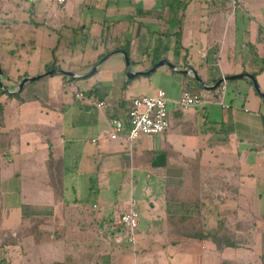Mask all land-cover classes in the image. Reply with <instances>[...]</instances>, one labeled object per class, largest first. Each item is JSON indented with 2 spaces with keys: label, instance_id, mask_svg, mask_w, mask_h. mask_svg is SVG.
Here are the masks:
<instances>
[{
  "label": "crops",
  "instance_id": "crops-1",
  "mask_svg": "<svg viewBox=\"0 0 264 264\" xmlns=\"http://www.w3.org/2000/svg\"><path fill=\"white\" fill-rule=\"evenodd\" d=\"M1 1L3 83L12 88L24 76L41 74L22 93L24 84L20 97L0 92L6 152L0 155V180L3 203L10 204L1 223L15 233L31 215L52 228L37 231L39 238L5 244L0 253L19 249L13 264H120L126 254L110 228L126 208L118 207L116 217L106 209L97 213L85 189L94 183L93 170L98 178L110 176V186L129 166L133 180L157 173L166 186L158 202L160 232L138 230L130 241L144 263L153 251L149 264H263L264 96L250 77H235L228 79L222 105L217 87L202 86L195 75L213 86L224 75L249 73L264 90V0H103L91 29L69 0L48 6L41 0ZM121 47L129 50L132 69L143 74L128 77ZM104 52V60L93 63ZM55 57L57 67L78 75L76 82L46 73ZM164 58L189 72L168 64L146 72ZM159 88L169 98L167 131L141 135L132 146L108 136L112 117L126 118L134 97ZM199 88L205 102L183 109L176 104L184 89ZM99 100L107 105L99 107ZM212 232L235 236L237 245L219 248L212 236L201 237ZM164 251L175 256L165 258Z\"/></svg>",
  "mask_w": 264,
  "mask_h": 264
},
{
  "label": "rangeland",
  "instance_id": "rangeland-1",
  "mask_svg": "<svg viewBox=\"0 0 264 264\" xmlns=\"http://www.w3.org/2000/svg\"><path fill=\"white\" fill-rule=\"evenodd\" d=\"M41 1L43 5L45 4L48 6V4H50L49 3L50 0H41ZM102 1L103 0L101 1L100 0H69L68 3L70 7L73 8L74 11H76L77 13L76 15L83 16V18L85 19V22L89 25L91 29V28H96L97 24L99 23V20H97L96 18L98 17L100 13L98 9L101 8ZM2 2L3 1L0 0V3ZM5 2L7 3L8 0H5ZM86 3H92L93 4L92 7L94 6V10L87 11L88 9L85 5ZM57 8L61 9L62 6L57 7L56 5H50V9L52 10L53 9L57 10ZM81 9H83V12L81 11ZM3 15L6 16L5 12H3L2 9H0V17L2 18ZM91 15L95 16L94 20L90 18ZM3 51H5V46L3 45V42L0 39V56ZM35 63H37V60H33L32 64L34 66H35ZM28 70L33 71L32 68H28ZM31 76H34V75H31ZM37 81L38 80H34V81L29 80L27 87L22 93L28 91V86H30L33 82H37ZM200 89L202 90V88H199L198 91H201ZM19 94L20 93H17L15 94V96L20 97ZM0 139H4V136H0ZM1 153L3 155L6 154L5 150L4 149L1 150V147H0V154ZM95 170H93L94 171L93 174H95L94 175L95 178H94V183L92 187L90 185V187H86V189L84 188L85 190H87L86 197L88 198L89 204L91 206H93L94 204L97 205V207H93V210H95L97 213L101 211L105 212L104 211L105 209L108 211H113V215L116 217L118 215V207L127 209L129 207L130 201L134 199L136 200L135 208L139 213V216H138L139 225L135 229L136 234L138 230H155L158 233L160 232L159 227L164 218L161 217L162 213L160 212V204L158 202L164 197L166 186L164 185L165 184L164 180L159 174L154 173L152 177H147L146 172H144L143 176L140 178V181L133 180L132 172L129 166H127V168L121 173V181H119L120 185L119 183H117V184H112L109 186V184L112 182L111 177L108 175L106 176L100 175V177L98 178L96 176ZM3 199H4V196H3ZM263 200H264V197L262 198V201ZM152 203L154 204L156 203L155 207L153 206ZM1 204H2V209H1L2 211L0 214V241H1V238L4 236L3 234L8 233L7 228L4 229L1 223V220H2L3 214H5L6 207L10 205V204H6V207H5V204L3 202ZM104 204H106V207L104 206ZM107 204H109L111 207H109V205ZM47 226L48 228L49 227L52 228V226L47 223L43 225L41 228L43 230H47L46 229ZM20 227L21 225L19 226V228ZM19 228H17L16 231L20 230ZM110 230L116 231V235L114 236V238L116 242L120 244V247L123 248V249L120 248L121 251L123 250L122 254H126L125 256H123L120 264H149L151 261L154 260L155 252L149 251L148 253H145V258H144L145 263H144L142 260V256H141L142 253L137 251V247H136V251L138 253V256L137 258L134 256L133 253H135L136 251L134 252L133 245L131 244L129 240L128 231H127L128 228L125 225H118L117 227L114 226L113 228H110ZM158 233H157V236L159 235ZM119 239H121L120 242H118ZM11 248L12 247L8 249L5 248V250H3L2 253H0V259L2 260L0 264H6V262L13 264L14 261L17 262L18 258H20L19 256L20 250L11 249ZM30 254L32 258L35 257V253L33 251H31ZM167 255L170 256V258H173L175 256V254H172V253L169 254L167 251H164L163 257L167 258L168 257ZM178 258L180 257L178 256Z\"/></svg>",
  "mask_w": 264,
  "mask_h": 264
},
{
  "label": "built area",
  "instance_id": "built-area-1",
  "mask_svg": "<svg viewBox=\"0 0 264 264\" xmlns=\"http://www.w3.org/2000/svg\"><path fill=\"white\" fill-rule=\"evenodd\" d=\"M64 2L65 0H59ZM217 86L216 100L222 105L224 96L228 90V78L224 75ZM76 96L82 98L83 92H77ZM206 98L197 91L184 89L180 97L175 101L176 104L185 108L202 104ZM99 107L106 106L105 100L96 102ZM169 98L163 88L157 89L153 94H144L134 97L131 100L130 108L127 111L126 118L114 116L111 118V129L108 136L112 139H123L131 146L141 135H152L167 131L171 127L169 112ZM136 200L130 201L129 207L119 216L117 223L125 225L128 228V236L131 242H135V229L139 225V213L135 208Z\"/></svg>",
  "mask_w": 264,
  "mask_h": 264
},
{
  "label": "trees",
  "instance_id": "trees-1",
  "mask_svg": "<svg viewBox=\"0 0 264 264\" xmlns=\"http://www.w3.org/2000/svg\"><path fill=\"white\" fill-rule=\"evenodd\" d=\"M141 9V8H139ZM146 13H150L149 11H137V14H145ZM121 49H124L126 50L127 52H129V50L126 48V47H121ZM109 52H104L103 54H100V56L93 62V63H98L99 60L106 54H108ZM57 58L55 57L52 61H50L49 63H47L46 65V70H50L52 68H55L58 66L57 64ZM5 75H7V72L6 70L4 71ZM63 79L67 82H76L77 79H74L71 75H67V74H64L63 75ZM131 79L129 78L125 85H127L128 83H130ZM191 90V89H189ZM74 91L76 92L77 90L75 89L74 87ZM195 91V90H193ZM197 92H199L198 90H196ZM0 92H5V90L1 89ZM86 93V95L89 94L88 91H84ZM19 93V91L17 92H9L10 95H14ZM0 136H4L1 132H0ZM4 145H5V141L4 139H0V147H1V150L2 148H4ZM1 155V154H0ZM3 189H2V186H1V180H0V214H1V209H2V202H3ZM41 223H42V226L45 225L43 224V222H40V219L39 217L37 216H26L25 218H23V223L21 225V227L19 228L20 230H17L15 233L13 231H8V233L6 234H3L4 236L1 238V241H0V247L4 246L5 244H13V243H16V242H19L22 238H24L25 236H28V235H31V236H34L36 238H39V233H37V231L39 232V230H43L41 229ZM5 229V228H4ZM203 230V229H202ZM219 230H228L227 228H225V226H221V228H219ZM46 232L42 231L41 235L43 236ZM222 232H219V233H208V234H202L201 237L202 238H205V237H208V236H212V238L217 242V245L219 248H222L223 246H236L237 245V240L234 238L235 236L233 235H227ZM262 260H263V264H264V250H263V254H262ZM43 264H69V262H66V261H54V262H50V263H43ZM223 264H226L223 263Z\"/></svg>",
  "mask_w": 264,
  "mask_h": 264
},
{
  "label": "water",
  "instance_id": "water-1",
  "mask_svg": "<svg viewBox=\"0 0 264 264\" xmlns=\"http://www.w3.org/2000/svg\"><path fill=\"white\" fill-rule=\"evenodd\" d=\"M124 52V55H125V60H126V64H127V75L128 77L130 78H133L139 74H143V72L141 71H135L132 69L131 67V60H130V57H129V54L126 50H123ZM104 60V57L100 59V61H103ZM161 64H168L169 66H171L173 69L175 70H181L183 72H189V69H179L173 62H171L169 59H162L158 62L155 63L154 67L151 69V70H148L146 72H150L152 71L153 69H155L157 66L161 65ZM97 67H98V64L94 65V67L92 68L90 74L94 73L96 70H97ZM55 72H60V73H63V74H67V75H71L72 77H77L78 75L72 71V70H67V69H64L62 67H55V68H52L50 70H47L46 73H55ZM41 76V74H38V75H34V76H25L22 78V80L20 81L19 85L18 86H15V87H8L6 86L4 83H3V78L6 77L5 73H4V70L0 64V83H1V87L2 89L8 91V92H17L19 90H21L23 87H24V84L29 81V80H35V79H38L39 77ZM197 77V80L198 82L202 85V86H205V87H217L218 84L220 83L221 80H219L215 85L213 86H208L206 85L205 83H203L202 79L198 76V75H195ZM244 76H248L252 79L253 81V84L256 88V90L262 95L264 96V90L261 89L259 83H258V80L257 78L255 77V75L253 74H249V73H243V74H237V75H233V76H228L227 78L228 79H232V78H235V77H244Z\"/></svg>",
  "mask_w": 264,
  "mask_h": 264
}]
</instances>
